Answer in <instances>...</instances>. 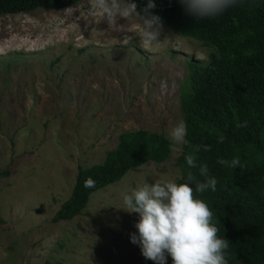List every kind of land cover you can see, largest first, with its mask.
I'll return each instance as SVG.
<instances>
[{"label": "rangeland", "instance_id": "1", "mask_svg": "<svg viewBox=\"0 0 264 264\" xmlns=\"http://www.w3.org/2000/svg\"><path fill=\"white\" fill-rule=\"evenodd\" d=\"M89 7L0 16V264H154L130 241L139 215L121 209L122 194L176 182L181 151L96 191L80 216L51 219L78 168L101 164L121 133L169 139L186 62L209 53L164 26L145 46L139 28L113 32Z\"/></svg>", "mask_w": 264, "mask_h": 264}, {"label": "trees", "instance_id": "2", "mask_svg": "<svg viewBox=\"0 0 264 264\" xmlns=\"http://www.w3.org/2000/svg\"><path fill=\"white\" fill-rule=\"evenodd\" d=\"M83 1L0 0V15L61 11ZM132 2L139 12L148 0ZM152 3L151 13L164 27L199 42L209 53L204 62H186L180 105L188 143L178 158L176 182H187L188 172L202 182L199 166L206 165L217 179L216 191L196 195L212 209L218 235L230 243L229 264H264V0H243L220 16L200 21L185 13L179 0ZM171 150L172 142L163 134L121 133L101 164L78 168L71 194L51 222L80 216L93 193L120 181L131 169L164 163ZM189 153L196 157V168L186 164ZM233 158L240 160L239 167L218 163ZM7 176V171L0 172V178ZM89 177L94 187L84 186ZM190 186L195 189V182Z\"/></svg>", "mask_w": 264, "mask_h": 264}, {"label": "clouds", "instance_id": "3", "mask_svg": "<svg viewBox=\"0 0 264 264\" xmlns=\"http://www.w3.org/2000/svg\"><path fill=\"white\" fill-rule=\"evenodd\" d=\"M179 3L187 15L200 21L220 16L227 9L242 4L243 0H179ZM154 7L152 0H148L139 12L132 0H90L89 14H99L101 21H105L113 32L127 33L129 27L139 28L142 43L151 46L162 42L159 37L163 24L159 16L151 13ZM120 20L125 23L119 24ZM242 126L246 125H238ZM167 135L175 152L182 151V146L188 143L184 121L177 122L167 130ZM223 140L224 137H220L219 142L223 143ZM199 150V147L194 149L195 152ZM204 150L208 151L209 148L205 147ZM185 160L189 168L197 167L194 154H187ZM218 163L233 169L240 166L238 158L231 161L222 159ZM199 175L205 177L202 182L188 172L185 183L155 181L149 186L144 182L130 193L122 194L121 209L139 215V221L134 225L137 234H131L130 241L140 247L145 259L154 264H166L167 253L173 264H229L230 243L218 235L219 228L213 222L212 209L196 195L209 189L215 192L217 179L209 175L206 165L199 166ZM191 182H195V189L190 186ZM84 186L94 187L95 181L89 177Z\"/></svg>", "mask_w": 264, "mask_h": 264}]
</instances>
